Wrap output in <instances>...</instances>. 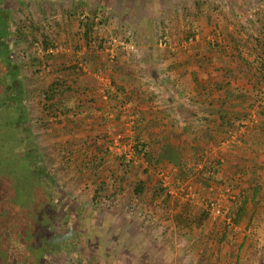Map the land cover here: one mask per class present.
<instances>
[{
  "label": "rangeland",
  "instance_id": "rangeland-1",
  "mask_svg": "<svg viewBox=\"0 0 264 264\" xmlns=\"http://www.w3.org/2000/svg\"><path fill=\"white\" fill-rule=\"evenodd\" d=\"M262 11L264 0L10 2L11 46L16 61L20 63L21 76L28 92L25 101L37 112L30 126L39 137V147L48 169L65 193H62L63 205L56 215L59 221L51 231V243H59L60 247L45 252L37 264H215L216 256L211 258L209 255L217 252H222L220 264H234L235 251L240 243H244L242 250L246 252L242 264H264V235L259 231L264 218V186L256 202L258 205L250 211L253 220H258L260 225L247 227V215L221 244L217 240L209 242V237L221 233L225 216L214 222L208 221L200 228L184 230L175 219L185 204L199 218L204 202L214 199L223 207L225 215L232 211L230 191L237 192L232 183L237 176L232 174L233 177H229V151L238 152L252 133H261L256 131V127L264 121V117L260 116L264 112V93L261 101L249 113V118L229 135H235L233 142L224 144L226 140H223L204 153L205 157L220 161L221 174L228 177L227 180L222 178L226 182L224 189L211 190L208 182L198 175L202 162L193 168L190 161L193 170L189 175L184 172L189 177L183 179L180 171L173 166H155L153 162L148 166L146 161L136 158L134 146L139 129L137 115L132 112L136 108L135 96L136 101L144 99L154 103L155 99H163L170 104L169 91L177 97L180 108L189 110L197 107L193 103L197 98L190 100L185 94L191 88L187 87L181 93L174 82L166 81L165 73L161 74L168 60L174 57L173 61L184 60L202 49L211 60L204 62L222 59L232 65L235 57L228 34L235 40L241 36V42L248 43L247 48L251 46L250 42L254 43L253 37L263 41L264 29L255 16ZM94 13L98 18L88 44L82 26L86 16L93 17ZM224 20L226 25L221 24ZM17 27L26 37L13 34L18 31ZM35 27L40 30L34 36L35 43H31V31ZM162 30L166 33L165 41L161 36ZM194 32L193 36L188 37L192 41L186 43L188 39L184 38L185 35ZM42 36L51 44L47 51L42 48ZM209 41L219 46L210 49L207 45ZM247 53L245 51L244 55ZM252 56L247 55L243 59H251L256 71L264 54L258 50ZM34 57L37 61L32 62ZM190 61L193 65L190 70L194 72L196 69L194 73H201L203 68L206 69L204 71L211 70L208 64L200 69L196 68L198 66L194 60ZM73 66V71L65 73H71L69 84L75 83L72 85L75 91L65 93L64 102L70 103L74 112L68 117H61L60 123H52L50 117H44L43 101L38 92L61 75L59 72L63 69ZM115 68L119 70L114 71ZM254 71L253 76L257 77V71ZM194 78L198 83L204 80H199V75ZM255 82L246 84L252 89ZM119 87L138 91L128 90L129 98L126 101L125 95L118 93ZM261 89L264 90V85ZM106 90L124 103L113 105V97L107 96ZM153 97L155 99L152 100ZM38 101H42L41 104ZM153 106L160 107L161 104ZM206 117L199 121L197 119L201 117L193 118L189 114L182 117L180 113L175 115L173 112L167 119L166 127L172 130L176 125L175 120L179 119L177 126L187 123L192 128L206 130ZM145 124H148V120L141 125ZM53 127L57 130H52ZM153 136L148 128L141 138L145 145L151 147L148 141L152 143ZM66 141L72 146H67ZM152 145L155 146V143ZM186 153V158L191 159L190 152L187 150ZM121 156L126 160L134 156L135 160L127 165L122 162ZM160 173L167 179L160 177ZM261 179L264 184L263 176ZM183 182L193 187V199H187L180 191V186L186 184ZM139 183L141 187L136 192ZM169 189L172 194L168 193ZM14 250L9 252L12 256L10 260L18 258ZM38 253L37 249H33L30 264L39 259L36 256ZM201 255H205V259Z\"/></svg>",
  "mask_w": 264,
  "mask_h": 264
},
{
  "label": "trees",
  "instance_id": "trees-1",
  "mask_svg": "<svg viewBox=\"0 0 264 264\" xmlns=\"http://www.w3.org/2000/svg\"><path fill=\"white\" fill-rule=\"evenodd\" d=\"M11 1L12 0H0V264H30V259L34 256V254H31L33 249L39 251V253L36 254V256H39V259L35 263H33L34 260L32 261V264H37L45 252L56 250L60 247L59 243L58 245L51 243L53 242L51 241V239L53 240L51 231L54 230L56 222L59 221L56 215L63 205L64 198L55 175L48 169L45 163L44 154H42V150L39 147V137L34 133L32 125L30 126V121L33 119L36 109L31 108L27 101H25L28 92L26 90L24 78L21 76L20 63L16 61L11 46ZM255 16L257 22L264 29V24L262 23V21H264V11H262L260 15L257 13ZM86 18L82 26L84 28L83 36L89 44L91 39L89 37H91L93 33L92 30L98 16L94 13L93 17L86 16ZM30 25L32 28L33 25L29 24L28 26ZM20 28L17 27L18 31L16 30L13 34L26 37V35L20 32ZM39 30L40 28L35 27L31 31V43H35L36 38L34 36L36 33H39ZM152 32H150L149 36L150 42H152L153 38ZM193 34H195V32L186 34L184 38L188 39V37L193 36ZM161 36L165 41L166 33L164 30L161 31ZM228 38L230 39L229 43L230 45L232 44V48H235L234 51L238 50V44L235 38H233L231 34H228ZM253 40L254 44L257 45L256 48L264 54V40L262 41L258 37H253ZM207 45L210 49L219 46L216 42L210 41L207 42ZM50 46L51 44L44 36L42 41L43 50L47 51ZM197 51L198 52L190 56L188 55L186 60H194V62H196L195 64L199 67L201 61L204 62V60H210V58L207 57L208 55L205 50L198 49ZM236 53L238 56L237 58H240L241 53H239V51ZM174 58L168 60L167 66L165 69H162L161 74L166 72L170 73L173 67L178 65V60L173 61ZM45 59H47V57ZM34 61H37L35 57L32 62ZM258 63L259 68L255 69L257 71L255 85H252V89H248L246 93L241 92L237 96V98H241V100H246L245 103L248 102L247 105L243 106L242 102H232V107L226 110L224 116H218V120L221 122L220 127L212 131H206L213 126V123L210 121V126L205 127L206 130H200L192 128V126L187 123L177 126L179 124V119H176V125L173 129L168 133L164 132L161 138L157 136L156 139L159 138L157 142L155 140H153L152 143L148 141L151 144V147H149L145 145L141 137L145 130L147 131L148 128L153 127L152 122L141 125L146 122V119L142 116L140 111L135 108L132 112L137 115V128L139 129V133L136 134L135 137L136 144L134 146V156L140 160L146 161L148 166L151 165L150 163L152 162L155 166L158 164L173 166L180 171V175L183 179L189 177L186 176L184 172L189 175L191 170L202 162L203 165L198 175L208 182L211 190L218 188L224 189L226 182L223 181V179L227 180L228 177L222 176L220 161L218 159L205 157L204 153L210 147H214V145L219 144V142L230 138L229 135L234 130L241 127L242 122L249 118V113L253 110L254 105H257L261 101L264 93V90L261 89L264 85V59ZM248 64L251 65V63ZM253 66H255V64H253ZM74 69V66L63 70L60 69V71L62 70V72H59L61 75L56 77L47 87L38 92L39 98H42L41 100L43 101L42 104V101L38 102H40L42 106L44 117H50L52 123L53 121L56 124L60 123L62 120L61 117H68V114L74 112V109L69 106L70 103L64 102L65 93H72L75 91L72 86L75 85V83H72V85L69 84L71 73L67 74L65 72H70ZM113 70L117 71L119 69L115 68ZM118 89L120 90L118 93L121 92L124 94V99L128 101L129 97L125 87H119ZM229 89L230 81L226 79L222 82L203 81L195 86L192 91L198 97L204 95L208 96L210 103L212 101L218 103L224 100L222 103L225 102V104H228V99L233 98L232 95H229ZM249 90H251L250 97L247 95ZM106 95H111L109 90H106ZM111 97H113V105H121L124 103V101H118L116 95H111ZM32 100L35 99L33 98ZM194 104H198L197 107L202 105L199 101H196ZM210 105L208 107H210ZM235 107L242 109L235 111L233 110ZM63 108H65L64 112L66 114L62 111ZM178 112L180 114L187 113L193 118L201 117L200 119L196 118L199 121L205 120V115L200 113L199 110H196V107L194 109L192 107L189 110L183 107L180 108ZM50 114H52V116H50ZM41 118L42 116L40 119ZM263 124L264 123H262V125ZM52 130L56 131L57 129L53 127ZM195 133L198 134L197 139L195 138ZM201 139H203V142ZM199 142H201L203 146H201ZM153 143H155V146L152 145ZM66 144H68L67 146H72L68 141H66ZM69 148V153L72 154L71 147ZM187 150L191 154V159L186 158ZM134 156L130 160H126L121 156L122 162L125 164L127 163V165L132 164L133 159L135 160ZM190 161L193 163V168L190 167ZM227 170L230 172L229 177H233V175L237 176L235 179L236 181L234 180L232 182L233 188L237 190V192L228 189L232 197V200H229L232 204V207H230L232 211L224 215L226 218L223 221L221 233L216 236L210 235L209 237V242L210 240H217L219 244L228 239V235L232 233L237 226H240L247 215L249 216L247 227L260 225L258 220H253V215L250 211L251 208L258 205L256 202L259 199L258 196L260 191L263 190L264 184L262 180H260V177H258L259 174L257 172L259 170H264V164L257 163L248 166L246 163H241V160L235 159V161L228 164ZM137 186L136 192L140 190L141 184L139 183ZM199 212H201V215L198 218L193 214L189 206L185 204L181 207L179 213H177L175 217L176 222L180 225L182 230L186 228H200L203 224L210 221V217L207 213H204V211ZM197 219H200V221L198 222ZM259 231L264 235V218L262 219V225H260ZM258 244H260V241ZM243 245L244 243H240L236 248L234 264H242L246 257V252L242 250ZM11 249H15L14 251L18 254L16 260L13 258L10 260L12 256L9 252ZM221 254L222 252H220V254L217 252V254L209 256H211V258H215L216 256L214 259L215 264H220L222 260ZM201 257L205 259V255H201Z\"/></svg>",
  "mask_w": 264,
  "mask_h": 264
},
{
  "label": "crops",
  "instance_id": "crops-1",
  "mask_svg": "<svg viewBox=\"0 0 264 264\" xmlns=\"http://www.w3.org/2000/svg\"><path fill=\"white\" fill-rule=\"evenodd\" d=\"M225 23V25L227 24V22L224 20V22L222 21L221 24ZM222 27H225L224 25H221ZM230 29L228 28L227 31H229ZM224 34H226V29H223ZM242 37H237L236 41L238 44V50L234 51V57L235 59L233 60L232 65H230V63H228L227 61H223L222 59H216L213 60L212 62L206 61V62H200L199 63V67L196 68H202L204 67L206 64H208L209 66H211V70H206L205 68L202 69L201 73H194L196 71V69H194L195 71L192 72L190 69L193 66L192 65V61H187L186 58L184 60H178L177 63L178 65L175 66V70L170 73L166 72L165 75L166 77V81L167 82H174L175 88L178 89L179 92L183 93V90L187 87H189V92L185 93L186 96L191 100L192 98H197V101L201 102V106L200 107H196V110H199L200 113L204 114L206 117V125L209 127L210 126V122L213 123V126H211L210 128H208V130H213V129H217L220 127V121L218 120V116L223 115L224 113H226V110L229 107H232L231 105H233L232 102H242L243 106L247 105V103H245L246 100H241V98H237V96L242 92V93H246V91L251 88V86H247L246 83L249 82V84L253 83L255 80V77H253V71H254V66H253V61L251 59L249 60H245L247 58V55L249 57H253V54H256L258 49L256 48L257 45H255L254 43L252 44L250 42V47L247 48L248 43H245L244 41L241 42ZM250 41V40H249ZM149 47H151V45H148ZM260 48V47H259ZM235 48L233 47V50ZM237 51H239V53H241V57L237 59ZM247 51V55H244V52ZM245 58V59H243ZM243 60V61H242ZM246 62L251 63L246 65ZM176 63V64H177ZM182 65H179V64ZM204 65H203V64ZM195 64V62H194ZM196 66H198L197 64H195ZM191 66V67H190ZM208 66V67H209ZM207 67V68H208ZM199 75V80H201L202 78H204L203 81H210V82H222L223 80L228 81V79L230 80V89H229V95H232L233 98L228 99V104L222 103L224 100H222L221 102H214L212 101L211 103L209 102V97L204 95L201 97H197L194 92L192 91V89L197 86L199 83L198 81L195 80V76ZM184 82V84H183ZM255 85V83H254ZM134 88V87H133ZM126 92H128V90L131 91H138V89L133 90L130 89L128 87L125 88ZM250 91L249 90L247 93V95L250 97ZM170 92V91H169ZM167 93L168 95V101L170 102V104H168L165 100L163 99H155L154 97L152 98L155 99V102L153 103H149L148 100H141V101H136L138 100L135 96V107L138 111H140V113L142 114V116L146 119L145 121L148 120V123L152 122V128H150V131L153 132V139L157 142V140L159 138H161L162 135H164V132H169L170 130L166 127V125L168 124V117H170L173 112L175 115H178L177 112L180 109V102L178 103L177 97L171 95V93ZM183 96V95H182ZM208 99V100H206ZM196 100V99H195ZM179 101V100H178ZM196 102V101H195ZM193 102V103H195ZM250 102V100H249ZM160 107H154L153 105H160ZM211 104V105H210ZM198 106V104H196ZM195 105V106H196ZM210 105V107H208ZM256 106V105H255ZM176 107V109H175ZM182 108V107H181ZM190 108V107H189ZM242 108H237L235 107L233 110L235 111H239ZM177 110V112L175 111ZM220 114H219V113ZM187 114V113H185ZM184 114H181V116L183 117ZM260 116L264 117V112L260 114ZM264 119V118H263ZM262 121V120H261ZM260 121V122H261ZM264 123V121H263ZM171 124V123H170ZM215 124V125H214ZM262 126V128H261ZM261 128V129H260ZM256 131L261 132L259 134L257 133H252L250 137H248V140H245L243 143V146L241 148V150H238V152L232 150L229 151L231 152L229 154V156H231L229 158V161H235V159H239L241 160V163H246L248 164V166H252L255 165L257 163L259 164H264V124L262 125V123H260V125L258 126V128L256 127ZM148 130V129H147ZM159 137L158 139H156V137ZM201 141L203 142V139H201ZM218 145V144H216ZM226 159L228 158V156L226 155L225 157ZM229 162V163H230ZM251 163V164H250ZM259 174L258 177L263 176L264 178V170H259L257 172ZM262 174V176H261Z\"/></svg>",
  "mask_w": 264,
  "mask_h": 264
},
{
  "label": "built area",
  "instance_id": "built-area-1",
  "mask_svg": "<svg viewBox=\"0 0 264 264\" xmlns=\"http://www.w3.org/2000/svg\"><path fill=\"white\" fill-rule=\"evenodd\" d=\"M191 41L192 39L188 38L186 43H189ZM234 139H235V135L230 136V140L228 138V140H226L224 144L233 142ZM160 177H162L164 180L167 179L163 173H160ZM183 183H186V184H183L182 186H180V191H182V193L185 194L187 199L188 198L193 199L194 198L193 187H191V185L187 182H183ZM168 193L172 194V190L169 189ZM218 203H219L218 200L214 199L211 201L210 200L205 201L203 204V211L209 215L210 221L212 222L219 220V219H223L225 215L223 207L219 205Z\"/></svg>",
  "mask_w": 264,
  "mask_h": 264
}]
</instances>
